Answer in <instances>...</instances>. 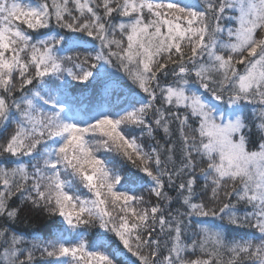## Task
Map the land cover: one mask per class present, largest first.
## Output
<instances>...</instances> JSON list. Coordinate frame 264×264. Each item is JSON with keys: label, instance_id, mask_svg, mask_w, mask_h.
Instances as JSON below:
<instances>
[{"label": "snow or ice", "instance_id": "1", "mask_svg": "<svg viewBox=\"0 0 264 264\" xmlns=\"http://www.w3.org/2000/svg\"><path fill=\"white\" fill-rule=\"evenodd\" d=\"M0 264H264V0H0Z\"/></svg>", "mask_w": 264, "mask_h": 264}, {"label": "trees", "instance_id": "2", "mask_svg": "<svg viewBox=\"0 0 264 264\" xmlns=\"http://www.w3.org/2000/svg\"><path fill=\"white\" fill-rule=\"evenodd\" d=\"M43 31H46V30H43ZM69 35H72V34L69 33ZM84 39H90V38L84 37ZM110 71H114V70H110ZM128 83H130V82H128ZM73 84H75V82H73ZM118 87H123V85H118ZM71 94L73 96L79 97L83 101V104L78 105V107H83L85 109L87 108V97L91 94L90 90L88 92L81 94L80 91L77 89V90H73L71 92ZM97 155L104 157V156H112L113 154L112 153H105V152L101 151V153L99 152V153H97ZM133 171H135V170L133 169ZM69 179H70V177H69ZM84 191H86V190H84ZM170 194L175 195V193H172L171 191H170ZM206 219H208V218H206ZM22 220H23V222L16 225V228L19 232L28 233V234L33 233V232H37L45 238H47L49 236V234L52 233L53 230H55L58 227V224L55 222L58 220V218L48 219L46 217H36V216L29 215L27 219H23V217H22ZM216 223H220V222L216 221ZM97 231H99V230L98 229L88 230L87 239L89 241H91L94 237V234ZM237 231L242 235L243 233L250 231V230L240 229ZM233 235H235V233Z\"/></svg>", "mask_w": 264, "mask_h": 264}, {"label": "rangeland", "instance_id": "3", "mask_svg": "<svg viewBox=\"0 0 264 264\" xmlns=\"http://www.w3.org/2000/svg\"><path fill=\"white\" fill-rule=\"evenodd\" d=\"M205 98L208 99L209 102L216 103L215 101H212V100H211V96H210L209 94H205ZM101 151H102V150H101ZM101 151H100V153H101ZM70 179H71V177H70Z\"/></svg>", "mask_w": 264, "mask_h": 264}]
</instances>
